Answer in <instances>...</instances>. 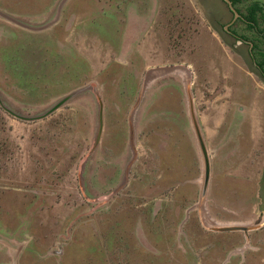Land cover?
<instances>
[{
  "label": "rangeland",
  "instance_id": "rangeland-1",
  "mask_svg": "<svg viewBox=\"0 0 264 264\" xmlns=\"http://www.w3.org/2000/svg\"><path fill=\"white\" fill-rule=\"evenodd\" d=\"M231 20L0 0V264H264V81Z\"/></svg>",
  "mask_w": 264,
  "mask_h": 264
},
{
  "label": "flooded vegetation",
  "instance_id": "flooded-vegetation-1",
  "mask_svg": "<svg viewBox=\"0 0 264 264\" xmlns=\"http://www.w3.org/2000/svg\"><path fill=\"white\" fill-rule=\"evenodd\" d=\"M233 4V1L230 0ZM228 7V5L224 2ZM254 3H248V0H243L236 5L233 4L234 8L239 14V17H235V14L230 10L232 14L231 22L225 27L227 34L232 37L236 42L248 47V54L256 70V77L264 81V29L260 30L255 27V23L252 20V15L246 10L248 7L253 6ZM240 5L244 6V10L240 9ZM246 11V12H245ZM244 26L246 32H250L245 35L243 33L235 32L233 27L237 24Z\"/></svg>",
  "mask_w": 264,
  "mask_h": 264
},
{
  "label": "trees",
  "instance_id": "trees-1",
  "mask_svg": "<svg viewBox=\"0 0 264 264\" xmlns=\"http://www.w3.org/2000/svg\"><path fill=\"white\" fill-rule=\"evenodd\" d=\"M233 4L242 2L243 0H232ZM250 15H252V20L255 23V27L259 28L261 24L264 23V6H262L259 2H255L253 6L248 7L246 9ZM264 57V56H263Z\"/></svg>",
  "mask_w": 264,
  "mask_h": 264
},
{
  "label": "water",
  "instance_id": "water-1",
  "mask_svg": "<svg viewBox=\"0 0 264 264\" xmlns=\"http://www.w3.org/2000/svg\"><path fill=\"white\" fill-rule=\"evenodd\" d=\"M223 2H225L228 7L230 8V10L235 14V17H239L238 12L236 11V9L234 8L232 2L230 0H222Z\"/></svg>",
  "mask_w": 264,
  "mask_h": 264
}]
</instances>
